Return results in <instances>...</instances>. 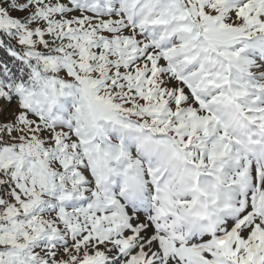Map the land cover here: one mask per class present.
<instances>
[{
	"label": "snow or ice",
	"instance_id": "obj_1",
	"mask_svg": "<svg viewBox=\"0 0 264 264\" xmlns=\"http://www.w3.org/2000/svg\"><path fill=\"white\" fill-rule=\"evenodd\" d=\"M0 264H264V0H0Z\"/></svg>",
	"mask_w": 264,
	"mask_h": 264
}]
</instances>
